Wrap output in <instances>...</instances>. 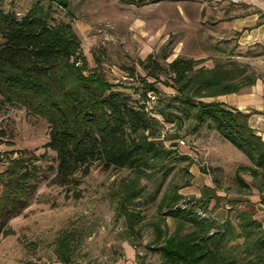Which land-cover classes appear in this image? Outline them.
Masks as SVG:
<instances>
[{"label": "rangeland", "instance_id": "374dc122", "mask_svg": "<svg viewBox=\"0 0 264 264\" xmlns=\"http://www.w3.org/2000/svg\"><path fill=\"white\" fill-rule=\"evenodd\" d=\"M245 1L68 0L66 7H59L47 0H0V10L21 17L36 6L47 12L50 23H70L80 41L81 74L97 76L138 104L144 81L151 83L156 90L146 92L144 102L151 101L149 94L154 96L150 106L155 109L165 107L162 100L176 94L167 72L175 58L198 61L196 68L237 66L244 72L233 81L245 83L248 78L253 85L202 100L249 114V126L264 138V39L252 43L242 39L244 33L235 30L228 10L243 9ZM149 57L162 68L160 73L153 70L156 82L146 76L155 67L147 62ZM180 117V122H164L160 130L165 147L175 145L174 154L139 179L129 170L94 162L86 173L77 171L71 185H61L55 176V153L45 147L46 119L21 104L0 100V172L8 158L31 155L41 169L27 206L8 221V232L0 236V264H62L55 249L56 239L64 233L76 237L68 264H161L148 246L154 238L160 200L174 191L185 200H197L205 188L211 189L216 198L207 212L213 219L224 220L228 201H238L232 209L253 212L264 227L258 192L235 179L244 155L206 125L194 131V120ZM240 177L246 184L251 181L247 174ZM133 186L139 196L125 203L126 188ZM131 215L137 217L135 222ZM165 223L171 234L174 221L167 217Z\"/></svg>", "mask_w": 264, "mask_h": 264}, {"label": "trees", "instance_id": "16d2710c", "mask_svg": "<svg viewBox=\"0 0 264 264\" xmlns=\"http://www.w3.org/2000/svg\"><path fill=\"white\" fill-rule=\"evenodd\" d=\"M47 1L59 7L68 5V0ZM0 37V100L21 104L46 119L49 133L45 147L55 153L59 184L71 185L74 174L79 170L86 173L94 162L129 170L139 179L174 154L175 145L165 147L160 130L164 122H180L183 115L194 120V131L206 125L247 158L249 165L238 167L236 182L255 189L258 203L264 205V140L249 126V114L202 100L253 85L248 78L245 83L233 81L244 70L219 64L196 68L198 61L177 57L167 65L176 94L161 99L165 107L146 109V92L156 90L151 83L144 81L138 104L97 76H83L78 66L80 41L71 24L50 23L41 8L35 6L21 17L0 10ZM147 62L155 67L146 76L156 82L153 70L160 73L162 68L151 57ZM148 67L144 65V69ZM36 160L34 155L8 158L0 172V236L8 232V221L27 206L36 191L41 173ZM240 173L250 177L249 184ZM134 187L126 188L125 203L139 196ZM214 198L213 190L206 188L197 200H185L177 191L163 195L153 224L154 238L148 246L159 255L161 264H264L261 221L251 211L232 209L238 201H228L229 214L216 221L207 212ZM131 217L133 221L137 218ZM167 217L175 224L171 234L165 229ZM75 246L73 234L60 235L55 249L59 262L68 264Z\"/></svg>", "mask_w": 264, "mask_h": 264}, {"label": "crops", "instance_id": "0c3cea01", "mask_svg": "<svg viewBox=\"0 0 264 264\" xmlns=\"http://www.w3.org/2000/svg\"><path fill=\"white\" fill-rule=\"evenodd\" d=\"M245 4L239 8H228L230 10L229 17L234 20L235 30L243 31V38L249 43L264 39V0H246ZM238 11V15H234ZM245 11V13H244ZM246 35V37L244 36ZM264 140V138H262ZM242 158V164L249 165L247 158ZM264 207V206H262ZM217 220V219H216ZM223 220V219H222ZM220 220V221H222Z\"/></svg>", "mask_w": 264, "mask_h": 264}, {"label": "built area", "instance_id": "2783aa9c", "mask_svg": "<svg viewBox=\"0 0 264 264\" xmlns=\"http://www.w3.org/2000/svg\"><path fill=\"white\" fill-rule=\"evenodd\" d=\"M148 97H149V99H151V101L154 100V96H150V94H149ZM151 101L145 103V107H146V109H151V106H150ZM177 142H178L180 145H183V144H184V141H183V140H179V141H177Z\"/></svg>", "mask_w": 264, "mask_h": 264}]
</instances>
